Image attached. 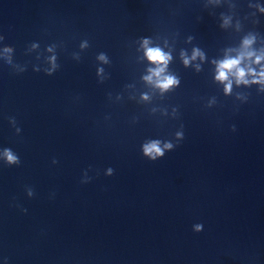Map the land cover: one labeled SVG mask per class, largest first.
<instances>
[{
  "label": "clouds",
  "instance_id": "1",
  "mask_svg": "<svg viewBox=\"0 0 264 264\" xmlns=\"http://www.w3.org/2000/svg\"><path fill=\"white\" fill-rule=\"evenodd\" d=\"M227 6V12H221L219 14V27L220 29L227 31L233 29L235 33L241 34L239 43L237 46H229L223 49L222 56L209 59L206 52L199 46L193 45L191 51L187 48H181L179 50L178 58L184 68H191L196 73H200L203 70V65L208 63L212 66L213 83L222 87L223 95L228 97L234 94L235 89L245 88L249 89L255 86L258 93H264V33H261L255 28L245 31V22L252 24L253 26L260 24V16H264V2L261 0H248L247 8L250 9L243 17L240 16L237 0H204V8H218ZM178 35V34H177ZM194 36H187L185 43L192 44ZM5 36L0 34V61L10 66L14 74L19 75L27 71V64L17 63L14 58L15 48L11 45L3 44ZM163 41L161 44L159 41ZM138 47L137 53L142 55L137 57V60L146 62L145 73L141 75L140 80L152 90L150 94L147 91L139 94L140 102H150L152 94H158L163 99L168 93L174 92L180 87L181 79L173 71L170 70V64L174 61L173 52L175 49V39L170 44L168 38L156 37H140L136 40ZM62 45L56 43L46 46L45 52L47 55H43L39 49L40 44L38 42H32L25 50V55H30L33 52L37 53L36 60H41L43 55V64H33L32 70L34 72H41L47 76H53L59 69L57 48ZM90 47L87 39L81 40L79 43V50L72 53V58L76 61H80L81 52ZM96 61L98 67L96 68V76L99 83H104L109 78V74L106 73L104 65H110L111 60L106 52H99L96 55ZM127 89L135 88V85H126ZM121 96L117 95L116 100H121ZM236 100L240 102H246L248 100V94L244 92H235ZM129 99H135V96H129ZM217 104L216 97H211L207 101L206 107L211 108ZM160 112L163 116L171 115L172 118L178 117V108L173 107L171 113L167 108H152L151 112ZM8 122L12 128L15 129L16 135H20L22 129L17 125L15 117H9ZM135 123V118L133 120ZM231 130L236 131V126L232 125ZM185 138L183 125L174 134V140H161V139H147L141 145V152L145 158L149 161L155 162L162 159L167 152L173 151L179 146L180 142ZM0 161L5 165L19 166L21 159L19 155L13 151V149L4 147L0 148ZM53 164L58 163L56 159H53ZM91 168L86 169L83 172L81 183H89L92 179L88 175ZM98 174V173H97ZM114 169L108 167L104 175L112 176ZM26 194L29 198L35 195L32 187H26ZM19 207V205H17ZM22 212H27L26 208H21ZM203 224L196 223L193 225V231L199 233L203 231Z\"/></svg>",
  "mask_w": 264,
  "mask_h": 264
}]
</instances>
